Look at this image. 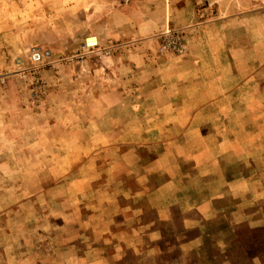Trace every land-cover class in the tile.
<instances>
[{
  "label": "rangeland",
  "instance_id": "374dc122",
  "mask_svg": "<svg viewBox=\"0 0 264 264\" xmlns=\"http://www.w3.org/2000/svg\"><path fill=\"white\" fill-rule=\"evenodd\" d=\"M112 5L117 15L100 17ZM80 6L81 0H0V264H264V233L229 227L220 216L202 222L197 250L135 243L143 234L136 231L145 220V189L161 179L149 174L167 161L144 162L145 149L169 134L182 136L191 121L211 120L154 114L178 101L176 82L190 73L188 36L226 21L232 28L224 44L235 47L230 53L211 43V58L203 60L216 61L217 75H233L224 90L254 91V81L264 84V63L257 68L252 61L264 62L255 44L264 42V0H89L88 18ZM112 25L120 28L114 39ZM245 25L250 63L242 71L236 45ZM168 29L182 30L183 53L163 46ZM85 38L98 45L85 49ZM202 39L211 42L207 34ZM32 48L50 55L33 64ZM230 60L232 74L225 68ZM248 73L253 82L242 83ZM162 85L164 92L155 91ZM233 102L239 110L240 95ZM232 116L239 126L238 115L222 121ZM168 124L175 129L166 131ZM216 133L240 139L236 131Z\"/></svg>",
  "mask_w": 264,
  "mask_h": 264
},
{
  "label": "crops",
  "instance_id": "0c3cea01",
  "mask_svg": "<svg viewBox=\"0 0 264 264\" xmlns=\"http://www.w3.org/2000/svg\"><path fill=\"white\" fill-rule=\"evenodd\" d=\"M88 5L89 0H81V18L89 17ZM117 10L112 5L110 14L104 11L100 17L114 18ZM245 26H242L241 38L236 45V49L242 52V71L250 63V42ZM230 27L226 21L216 19L206 24L208 32L203 30L199 36L197 30L196 34L188 36V54L184 64L190 73L180 76L176 82L178 88L173 97L178 101L174 105H163L154 112L163 116L209 115L214 121H191L182 136L169 134L160 141V145L151 144L154 150L145 149L144 162L151 164L161 157H166L167 161H163L162 170L153 168L150 174H146V178L149 174L151 176L148 178L160 175L161 179L145 189V220L138 223L136 231L140 233L143 230V234L136 235V245L149 242L164 248L175 243L182 248L197 250L205 235L203 223L210 225L218 216L223 217L229 227L235 226L232 225L234 222L249 232L264 233V84L257 79L254 81L258 85L256 90L250 91L247 87L239 94L233 87L224 90L221 85L233 75L231 78L230 75H217L216 65L212 64L216 61L203 60V56L211 58L210 50L206 47L211 43H220L222 50L232 52L235 46L228 48L224 44ZM109 29L113 39L119 35V27L112 25ZM205 34L211 40L209 44L202 42ZM257 42V47L264 49V42ZM252 61H256L257 68L264 63L258 59ZM227 66L225 68L232 74L231 60ZM199 67L205 68L202 74L197 73ZM193 69L195 74H192ZM244 79L242 83L253 82L249 73ZM159 89L154 90L164 92V85ZM237 95H240L239 110L234 108L237 103L233 102ZM227 99H230V103H222ZM223 115L240 116L239 126H233L236 122L233 116L222 121ZM174 129L168 124L166 131ZM188 130L196 134L188 137ZM221 131L239 132V142L234 141L230 134L218 137L216 132ZM154 142L157 141L151 143ZM178 149H183L182 154Z\"/></svg>",
  "mask_w": 264,
  "mask_h": 264
},
{
  "label": "built area",
  "instance_id": "2783aa9c",
  "mask_svg": "<svg viewBox=\"0 0 264 264\" xmlns=\"http://www.w3.org/2000/svg\"><path fill=\"white\" fill-rule=\"evenodd\" d=\"M163 35L165 40V44H163V46L166 49H170L171 51L176 53H183L186 50V41L182 35V30L168 29L166 32L163 33ZM87 38H85L84 42L85 49L88 50L98 45L97 39L95 40L94 44H91L88 43ZM48 55H50L48 50L32 48L29 52V59L31 63L38 64L41 63Z\"/></svg>",
  "mask_w": 264,
  "mask_h": 264
}]
</instances>
